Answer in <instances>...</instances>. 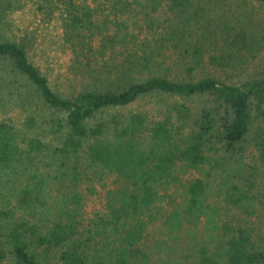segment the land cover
Masks as SVG:
<instances>
[{
	"label": "trees",
	"instance_id": "trees-1",
	"mask_svg": "<svg viewBox=\"0 0 264 264\" xmlns=\"http://www.w3.org/2000/svg\"><path fill=\"white\" fill-rule=\"evenodd\" d=\"M15 2L0 264H264V0H34L65 71Z\"/></svg>",
	"mask_w": 264,
	"mask_h": 264
},
{
	"label": "rangeland",
	"instance_id": "rangeland-1",
	"mask_svg": "<svg viewBox=\"0 0 264 264\" xmlns=\"http://www.w3.org/2000/svg\"><path fill=\"white\" fill-rule=\"evenodd\" d=\"M34 0H16L15 9L10 12L9 17L14 23V29L20 36L27 37V39L37 41L38 45L41 44V48L37 49L39 55L46 54L48 52V60L52 65V70L58 71L59 69L64 70L67 68L68 51L62 48L56 50L51 44L53 36L58 33V25L55 22L44 23L42 15L38 12ZM51 47V48H50ZM50 48V49H49ZM67 61V64H66ZM66 64V66H65ZM53 78V76H52ZM134 105L133 107H135ZM185 177H192V174L187 173ZM99 191L104 193L99 187ZM98 199L91 196L88 200L87 207L92 209L96 204H99ZM163 252L155 255V261L159 264L160 258L163 257Z\"/></svg>",
	"mask_w": 264,
	"mask_h": 264
}]
</instances>
